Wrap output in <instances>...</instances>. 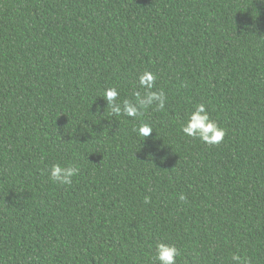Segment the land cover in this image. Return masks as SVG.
Listing matches in <instances>:
<instances>
[{
  "label": "trees",
  "instance_id": "trees-1",
  "mask_svg": "<svg viewBox=\"0 0 264 264\" xmlns=\"http://www.w3.org/2000/svg\"><path fill=\"white\" fill-rule=\"evenodd\" d=\"M145 70L164 108L113 115L102 91ZM201 103L218 144L180 130ZM159 242L264 264V0H0V264H153Z\"/></svg>",
  "mask_w": 264,
  "mask_h": 264
},
{
  "label": "clouds",
  "instance_id": "clouds-1",
  "mask_svg": "<svg viewBox=\"0 0 264 264\" xmlns=\"http://www.w3.org/2000/svg\"><path fill=\"white\" fill-rule=\"evenodd\" d=\"M138 84L144 91H135L132 98L118 100L120 95L115 86L108 87L102 91L100 97L106 101V105L110 108L111 113L115 116L140 117L142 110L155 106L163 109L167 101V96L163 90L153 91L155 75L150 71H143L138 74ZM181 132L188 137L198 139L205 144H218L222 141L225 130L212 119L206 110L204 104H196L194 108L187 114L185 122L181 125ZM139 137H149L153 132L151 125L142 123L134 129ZM78 169L75 167H62L54 164L49 169V179L64 185H70L72 178L77 174ZM181 200L185 197L181 196ZM148 198H145V203ZM180 251L174 244L159 242L155 245V252L152 257L153 264H176ZM232 264H247V262L239 255H231Z\"/></svg>",
  "mask_w": 264,
  "mask_h": 264
}]
</instances>
